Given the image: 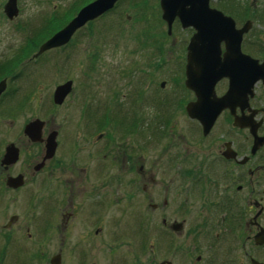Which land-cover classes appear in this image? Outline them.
I'll return each instance as SVG.
<instances>
[{
	"label": "flooded vegetation",
	"instance_id": "1",
	"mask_svg": "<svg viewBox=\"0 0 264 264\" xmlns=\"http://www.w3.org/2000/svg\"><path fill=\"white\" fill-rule=\"evenodd\" d=\"M209 5L233 20L228 41L219 46L225 67L213 61L208 74L196 67L192 87L186 85L187 46L196 32L187 27L192 33L183 43L176 94H160L177 116L159 120L157 152L149 148L152 135L143 134L150 126L135 111L129 117L135 126L130 123L124 139L106 138L103 129L95 134L110 123L87 117L82 142L69 139L61 150L62 127L54 118L32 114L18 121V71L10 73L9 65L20 48L0 59V122H10V128L0 125V264L16 262L21 252L35 264H52L53 258L64 264L73 239L82 249L86 239H104L109 227L119 230L132 221L143 223V264H264V0ZM10 22L17 26L19 13ZM73 83L64 101L78 104L91 95L76 92ZM54 92L50 101L59 107ZM92 96L85 109L94 105ZM205 118L213 120L208 128ZM37 120L41 127L26 131ZM53 132L56 148L50 152ZM105 204L116 206L113 214Z\"/></svg>",
	"mask_w": 264,
	"mask_h": 264
},
{
	"label": "rangeland",
	"instance_id": "2",
	"mask_svg": "<svg viewBox=\"0 0 264 264\" xmlns=\"http://www.w3.org/2000/svg\"><path fill=\"white\" fill-rule=\"evenodd\" d=\"M82 1L18 0L19 22L16 26L3 14L6 0H0V59L8 57L18 48L21 53L17 61L9 65L10 73H15L13 69L16 68L18 71L19 95L15 102L23 105L22 117L18 121L30 118L32 114L46 116L50 120L54 118V125L62 127L63 143L60 148L65 150L69 146V139L77 144L82 142V119L86 120L87 117L110 123L102 128L100 125L95 134L103 129L106 138L110 133L120 140L124 139L130 123L132 128L135 126L133 120L129 121L135 111L137 116H141L142 123L150 126L143 134L147 139L152 135L149 148L151 152H157L160 147L159 135L155 137V134L161 132L159 120L170 114L177 116L175 106L161 103L160 94H176V77L180 59L184 55L183 43L188 41L192 30L184 28L177 19L169 35L167 25L161 19L160 0H120L110 10L79 28L62 47L33 57L39 48L37 44L32 51L25 53L36 42L40 28L46 27L49 19L69 21L67 17L73 12V7ZM154 32L155 38L147 36ZM147 73L152 76L150 83ZM67 80H73L76 92L80 91V94H85V90L91 91L94 107L85 109L90 96H85L83 102L78 104L66 99L63 104L60 103L62 105L54 107L50 101L52 92ZM162 80H165L163 87L160 86ZM157 102L160 104L157 105ZM4 122H0V125L10 128V122L7 121L6 125ZM9 130L8 136L14 132V128ZM101 143L98 140L92 145L99 146ZM119 145L124 148L123 143ZM105 207L108 209L106 212L111 214L116 209L115 205L110 208L105 204ZM111 217L110 224L113 221ZM103 225L106 227L107 223ZM142 225L132 221L129 227H120L119 230L111 226L104 231V239L101 236L94 240L86 239L82 249L74 247L73 239L72 249L65 251L67 258L64 257V264H143V256L139 253L144 233L140 227ZM62 236L57 239V247L61 246ZM115 237L118 238L117 242H113ZM18 260L8 264H35L29 261L30 256L25 252L19 254Z\"/></svg>",
	"mask_w": 264,
	"mask_h": 264
},
{
	"label": "water",
	"instance_id": "3",
	"mask_svg": "<svg viewBox=\"0 0 264 264\" xmlns=\"http://www.w3.org/2000/svg\"><path fill=\"white\" fill-rule=\"evenodd\" d=\"M119 0H92L83 5L76 14L61 28L55 31L51 36L45 39L33 54L37 57L42 52L59 47L71 39L73 34L88 21H91L106 11L111 9ZM210 0H160L161 17L167 24L168 34L172 33V26L178 19L184 28L193 27L196 32L191 36L187 46V66H186V85L192 87V79L194 78L196 67H201L205 73H210L213 61L220 62V43L227 42L232 31L233 20L224 15L221 11L211 8ZM4 13L9 19H13L19 13L17 0H6L4 4ZM241 32L243 30H240ZM220 62L223 71L225 64ZM5 80L0 82V93L4 89ZM72 80L58 85L54 92V101L60 104L64 101L66 95L71 91ZM189 114L196 116L191 105L187 107ZM213 120L203 119V124L208 128ZM33 124L41 123L39 120L31 122L27 125L26 131ZM56 132L51 133L47 139V149L53 152L56 148L55 141ZM8 151L14 147L9 145ZM52 264L56 263V259H52Z\"/></svg>",
	"mask_w": 264,
	"mask_h": 264
},
{
	"label": "trees",
	"instance_id": "4",
	"mask_svg": "<svg viewBox=\"0 0 264 264\" xmlns=\"http://www.w3.org/2000/svg\"><path fill=\"white\" fill-rule=\"evenodd\" d=\"M91 0H83L82 2H80L79 4L75 5L73 8V12L67 17L69 20L76 14V12L81 8L82 5H84L85 3L89 2ZM141 2H143L141 0ZM139 5V4H137ZM145 14V13H144ZM67 16V15H66ZM142 16V14L140 15V17ZM146 17V15H143ZM68 22V21H67ZM67 22L65 21H58V18H54V19H49L48 20V23H47V26L44 27V28H40L39 30V33L38 34V38L36 39V42H34V44L30 45V49L29 50H26V54L29 53L30 51H32V49L34 47H36L35 45L39 44L40 45V42L44 41L45 39H47L50 35H52L56 30H58L60 27H62L64 24H66ZM165 23V22H164ZM151 36V38H155L156 36V33L154 32L153 33H148L147 36ZM36 37V36H35ZM38 45V46H39ZM25 55V54H24Z\"/></svg>",
	"mask_w": 264,
	"mask_h": 264
}]
</instances>
